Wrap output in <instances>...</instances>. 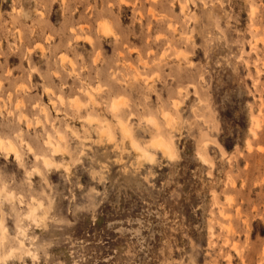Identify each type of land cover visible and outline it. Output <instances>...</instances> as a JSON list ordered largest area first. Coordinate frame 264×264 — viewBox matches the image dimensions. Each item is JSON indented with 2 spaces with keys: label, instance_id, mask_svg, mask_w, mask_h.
<instances>
[{
  "label": "rangeland",
  "instance_id": "obj_1",
  "mask_svg": "<svg viewBox=\"0 0 264 264\" xmlns=\"http://www.w3.org/2000/svg\"><path fill=\"white\" fill-rule=\"evenodd\" d=\"M0 142L49 264H264V0H0Z\"/></svg>",
  "mask_w": 264,
  "mask_h": 264
},
{
  "label": "clouds",
  "instance_id": "obj_2",
  "mask_svg": "<svg viewBox=\"0 0 264 264\" xmlns=\"http://www.w3.org/2000/svg\"><path fill=\"white\" fill-rule=\"evenodd\" d=\"M33 71L36 70L33 69ZM163 110V107L157 101H153L149 105L145 100L144 103L138 106L136 115L142 122L139 131L141 136L147 137L153 134V130L143 124V121L147 118L158 119L161 132L165 135L168 134L165 121L161 118ZM65 118L69 117L66 116ZM67 131L71 130L67 129ZM53 132H55V129H53ZM9 134L18 146L26 151H35L39 155L45 150L46 144L43 138L48 135L47 132L29 135L25 131L14 129ZM18 181L19 174L13 169H7L4 175H0V264H28L29 261L31 264H49L50 249L53 246L49 244L48 248H45L42 243H37V240L50 241L53 234L48 233L42 237H35L34 233L28 231L29 226L23 222V216L20 214L22 197L20 194L21 185ZM24 202L26 204L27 200L25 199ZM22 232L25 233L24 238L31 243L29 248L25 249L20 246Z\"/></svg>",
  "mask_w": 264,
  "mask_h": 264
},
{
  "label": "bare ground",
  "instance_id": "obj_3",
  "mask_svg": "<svg viewBox=\"0 0 264 264\" xmlns=\"http://www.w3.org/2000/svg\"><path fill=\"white\" fill-rule=\"evenodd\" d=\"M124 128V127H123ZM124 130V129H123ZM125 131L127 132V130L125 129ZM9 142V141H8ZM165 142H163V141H160V140H155L154 141V144H156L165 154H167L169 157H170V153L168 152V148H167V144L165 145L164 144ZM0 144H1V142H0ZM51 144V143H50ZM132 144V143H131ZM134 145V144H133ZM4 146V145H3ZM3 146H1V147H3ZM7 146V145H6ZM5 148V147H4ZM170 148V147H169ZM5 149H7V150H9V151H14V148H13V146L12 145H8V147L7 148H5ZM134 151H136L135 149H133ZM169 151H171V148L169 149ZM140 152L143 154V155H145L146 156V158H148L149 160H151V157L149 156V155H147V153L146 152H144V151H142V150H140ZM13 153V152H12ZM18 156V155H17ZM201 157V156H200ZM43 160V159H42ZM51 164V163H50ZM46 166H47V164H46ZM33 209V208H32ZM32 212H33V210H32ZM34 213V212H33ZM39 221V220H38Z\"/></svg>",
  "mask_w": 264,
  "mask_h": 264
}]
</instances>
